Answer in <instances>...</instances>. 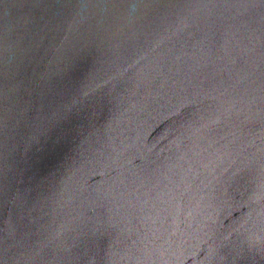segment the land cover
<instances>
[{
	"label": "water",
	"instance_id": "obj_1",
	"mask_svg": "<svg viewBox=\"0 0 264 264\" xmlns=\"http://www.w3.org/2000/svg\"><path fill=\"white\" fill-rule=\"evenodd\" d=\"M0 264H264V0H0Z\"/></svg>",
	"mask_w": 264,
	"mask_h": 264
}]
</instances>
